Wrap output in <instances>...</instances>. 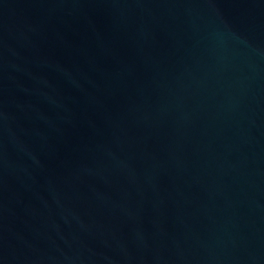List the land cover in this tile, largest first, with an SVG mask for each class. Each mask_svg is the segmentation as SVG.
I'll list each match as a JSON object with an SVG mask.
<instances>
[{
	"label": "water",
	"instance_id": "95a60500",
	"mask_svg": "<svg viewBox=\"0 0 264 264\" xmlns=\"http://www.w3.org/2000/svg\"><path fill=\"white\" fill-rule=\"evenodd\" d=\"M0 264H264V0H0Z\"/></svg>",
	"mask_w": 264,
	"mask_h": 264
}]
</instances>
